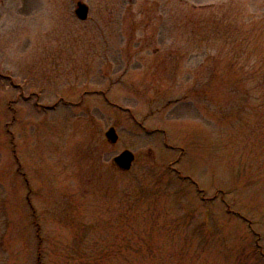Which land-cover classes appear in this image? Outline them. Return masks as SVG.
<instances>
[{
	"label": "rangeland",
	"instance_id": "rangeland-1",
	"mask_svg": "<svg viewBox=\"0 0 264 264\" xmlns=\"http://www.w3.org/2000/svg\"><path fill=\"white\" fill-rule=\"evenodd\" d=\"M0 264H264V0H0Z\"/></svg>",
	"mask_w": 264,
	"mask_h": 264
},
{
	"label": "water",
	"instance_id": "water-1",
	"mask_svg": "<svg viewBox=\"0 0 264 264\" xmlns=\"http://www.w3.org/2000/svg\"><path fill=\"white\" fill-rule=\"evenodd\" d=\"M74 14L77 18L84 20L88 14V6L83 1H77L76 7L74 8ZM105 137L108 142L114 143L117 140V134L115 132L114 127H109L105 131ZM134 160V154L128 150L124 149L117 155H115L112 159L114 164L122 170H128Z\"/></svg>",
	"mask_w": 264,
	"mask_h": 264
}]
</instances>
